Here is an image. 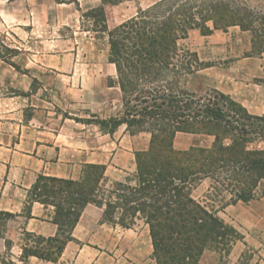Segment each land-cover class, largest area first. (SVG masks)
<instances>
[{"label":"trees","instance_id":"obj_1","mask_svg":"<svg viewBox=\"0 0 264 264\" xmlns=\"http://www.w3.org/2000/svg\"><path fill=\"white\" fill-rule=\"evenodd\" d=\"M122 0H100L81 12L83 31L106 38L107 60L115 66L121 110L107 119H86L112 134L124 124L130 134L150 133L147 150L135 153L136 169L121 181L105 177V165L86 164L77 180L39 176L31 197L54 208L55 237L26 234L28 256L53 260L71 239L82 209L94 205L103 221L132 228L148 227L156 264H202L205 249L228 253L239 233L217 214L228 204L248 203L264 191V116L250 115L228 95L209 88L189 91L188 78L214 65L185 46L189 30L202 36L237 26L251 35V51H264V6L251 0H153L113 28L105 6ZM4 48V46H1ZM0 58H4L1 54ZM177 133L213 137L209 148L176 150ZM224 202L215 208L192 196L201 181ZM2 219L10 214H0Z\"/></svg>","mask_w":264,"mask_h":264},{"label":"crops","instance_id":"obj_2","mask_svg":"<svg viewBox=\"0 0 264 264\" xmlns=\"http://www.w3.org/2000/svg\"><path fill=\"white\" fill-rule=\"evenodd\" d=\"M79 1L100 4V0ZM150 2L141 0L139 5L144 8ZM116 5L105 6L108 27V13ZM29 11L33 14L31 7ZM19 14L20 22H24ZM132 15L129 12L127 18ZM36 26L31 21L27 42H4L8 53L0 58V214L11 215L9 219L0 217V264H156L148 227L143 222L137 221L132 228L110 225L103 221L102 210L91 204L82 209L71 239L55 259L28 256L21 261L23 247L31 245L27 233L48 239L58 232L52 219L54 208L31 197L39 176L77 180L86 164H101L105 165L107 180L121 181L135 172V153L147 150L151 138L147 132L130 134L124 124L109 134L94 122L82 121L107 119L121 110L119 88L108 84L109 79L115 81V66L107 59L78 58L75 53L61 56L55 47L45 45ZM16 29L14 34L19 37L26 33L23 26ZM250 40V33L237 26L226 32L213 30L208 36L197 29L189 30L185 46L201 61L216 62L192 74L187 89L214 88L250 115L264 116V51L246 56L243 52L251 50ZM58 79L81 83L83 93L77 97L81 101L76 102L79 111L57 105L53 86L44 83ZM93 104L97 107L83 109ZM212 142L209 135L177 133L173 147L209 148ZM206 181L193 189V197ZM217 214L240 238L228 253L205 249L200 262L240 264L249 254L245 264H264V195L248 203L228 204Z\"/></svg>","mask_w":264,"mask_h":264},{"label":"rangeland","instance_id":"obj_3","mask_svg":"<svg viewBox=\"0 0 264 264\" xmlns=\"http://www.w3.org/2000/svg\"><path fill=\"white\" fill-rule=\"evenodd\" d=\"M142 1L145 2L146 0ZM147 2L152 3L153 0H147ZM139 3H141V0H122L118 3L116 7L113 8L114 10L108 13L107 20L109 27H113L117 25V22L120 20L127 18L129 12L130 14H134L138 7L142 8ZM251 4H260L264 6V0H251ZM93 6H95V4L91 2L81 3L79 0H0L1 54L5 56L8 53L5 48L1 47L4 46V42L15 43L17 41H29L27 38L28 27L31 26V21L33 25L36 26V21V28L39 35H41V40L45 45L55 47L54 49L59 52L61 56L71 57V53H75L78 58H97L103 61L106 60L108 54L106 38H94L93 34L83 31V26L85 27V24L81 23V12L79 9L84 11L86 8L88 9ZM30 7L33 14H30ZM35 7H39V13H36ZM20 12L24 16V22H20ZM20 26L26 28V33H23L21 37L14 34L15 30H17L16 28ZM238 43H240L239 40ZM244 43L247 42L245 41ZM72 47L74 48L72 49ZM250 51L251 50H244L243 53L245 54ZM203 61L216 62V60L213 59ZM44 84L46 87H48V85L53 86V94L57 97V105H59L60 108L67 107V109L80 110V108L77 109L79 106H76V102L78 101L80 103L81 101V99H77V97L83 93L82 87H80L81 83L72 81L64 82L58 79L54 80V83L46 81ZM84 85H87V83H84ZM209 88L210 87L201 86L195 91L189 88L188 90L202 92ZM65 95H68L67 99L64 97ZM85 100L87 99L85 98ZM83 107V109L87 110L96 108L97 105L93 104L92 106ZM208 187L209 181H206L198 187L193 195L198 200H204L205 196H209L213 202L209 201L208 203H211L217 208L224 201L220 197L214 196L213 192L208 190ZM207 190L208 192H206ZM262 191H264V189L261 188L260 185L258 192L261 193ZM248 255L249 254H246V256L243 257L240 264H245L246 259L250 256Z\"/></svg>","mask_w":264,"mask_h":264}]
</instances>
